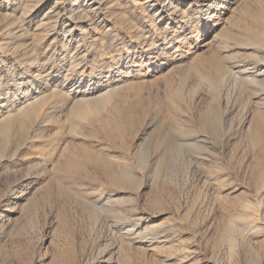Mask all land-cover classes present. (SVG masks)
<instances>
[{"label": "rangeland", "instance_id": "374dc122", "mask_svg": "<svg viewBox=\"0 0 264 264\" xmlns=\"http://www.w3.org/2000/svg\"><path fill=\"white\" fill-rule=\"evenodd\" d=\"M262 71L264 0H0V264H264Z\"/></svg>", "mask_w": 264, "mask_h": 264}, {"label": "bare ground", "instance_id": "6f19581e", "mask_svg": "<svg viewBox=\"0 0 264 264\" xmlns=\"http://www.w3.org/2000/svg\"><path fill=\"white\" fill-rule=\"evenodd\" d=\"M259 37V36H258ZM260 41V39H255V40H253V43L254 44H258V43H260L259 42ZM257 46V45H256ZM253 67H250V68H247L246 70H250V69H252ZM241 71V70H240ZM214 72H215V77L216 78H218V77H220V75H222V72H224L223 71V68L220 66V65H218V64H216L215 66H214ZM227 72L228 73H230L231 74V72H230V70H228L227 69ZM227 72H226V74H227ZM262 72H264V71H262ZM255 73L254 74H248L247 75V78H249V79H254L255 78ZM214 78V77H213ZM253 85V84H252ZM258 85V84H257ZM62 93V92H61ZM37 101V100H36ZM90 101V100H89ZM39 103V102H38ZM37 103V104H38ZM86 103H88V102H86ZM40 104V103H39ZM82 104V103H81ZM81 106V105H80ZM83 106V105H82ZM41 108V107H40ZM22 109V108H21ZM24 109V108H23ZM36 106H35V104H31V105H28V107H26L24 110H23V112H22V118L24 119V123H25V120L26 121H30V120H32V119H34L35 120V116L37 115L36 114ZM40 110V109H39ZM38 110V111H39ZM82 110V109H81ZM38 111H37V113H38ZM9 112V111H8ZM19 113V112H18ZM75 113V112H74ZM21 115V114H20ZM72 115V114H71ZM74 115V114H73ZM72 115V116H73ZM13 116H14V118H16L15 116L16 115H14L13 114ZM13 116H12V118H13ZM19 116V115H18ZM17 116V117H18ZM24 116V117H23ZM8 117V116H7ZM74 117V116H73ZM13 118V119H14ZM12 119V120H13ZM22 119V120H23ZM21 120V119H20ZM8 122H9V119H7V120H5L3 123H2V125H1V130H0V133H1V135H3V136H6V135H8V131H9V125H8ZM13 121H11V123H12ZM18 122V121H17ZM13 124H16V122L15 123H13ZM22 123L21 122H19V125H21ZM27 124V123H26ZM12 127H13V125H11ZM17 126V125H16ZM28 126V125H27ZM15 127V126H14ZM18 127H16V130H18L17 129ZM15 129V128H14ZM25 129V128H24ZM23 129V130H24ZM26 129H28V128H26ZM11 131V130H10ZM11 133V132H10ZM13 133V132H12ZM24 133V132H23ZM26 134V133H25ZM14 135V134H13ZM15 135H17V133L15 134ZM24 136V135H23ZM9 138V137H8ZM2 140H3V138H2ZM9 140V139H8ZM5 141V140H4ZM15 141V140H14ZM126 177V176H125ZM127 177H129V176H127Z\"/></svg>", "mask_w": 264, "mask_h": 264}]
</instances>
